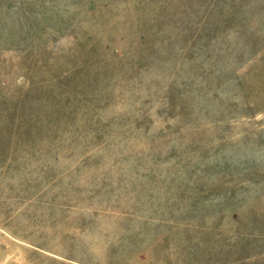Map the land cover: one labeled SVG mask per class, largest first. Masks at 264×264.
Listing matches in <instances>:
<instances>
[{
	"label": "rangeland",
	"instance_id": "374dc122",
	"mask_svg": "<svg viewBox=\"0 0 264 264\" xmlns=\"http://www.w3.org/2000/svg\"><path fill=\"white\" fill-rule=\"evenodd\" d=\"M0 264H264V0H0Z\"/></svg>",
	"mask_w": 264,
	"mask_h": 264
}]
</instances>
